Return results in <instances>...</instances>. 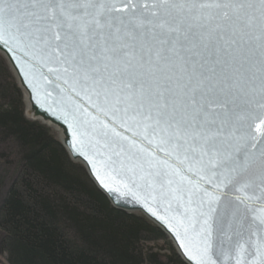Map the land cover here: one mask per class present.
Listing matches in <instances>:
<instances>
[{
  "label": "snow or ice",
  "instance_id": "obj_1",
  "mask_svg": "<svg viewBox=\"0 0 264 264\" xmlns=\"http://www.w3.org/2000/svg\"><path fill=\"white\" fill-rule=\"evenodd\" d=\"M0 51L74 151L80 126L106 139L122 178L85 156L100 185L191 261L264 264V0H0Z\"/></svg>",
  "mask_w": 264,
  "mask_h": 264
},
{
  "label": "trees",
  "instance_id": "obj_2",
  "mask_svg": "<svg viewBox=\"0 0 264 264\" xmlns=\"http://www.w3.org/2000/svg\"><path fill=\"white\" fill-rule=\"evenodd\" d=\"M0 255L8 264H187L147 217L112 205L51 127L27 118L1 53Z\"/></svg>",
  "mask_w": 264,
  "mask_h": 264
},
{
  "label": "water",
  "instance_id": "obj_3",
  "mask_svg": "<svg viewBox=\"0 0 264 264\" xmlns=\"http://www.w3.org/2000/svg\"><path fill=\"white\" fill-rule=\"evenodd\" d=\"M0 53L3 54V56L6 58L8 64H10L14 74L16 75V78L19 82V85H21L22 89L24 90L25 96H26V103L28 107L29 113L35 117L36 119L42 121L43 123H47L48 125L52 127H56L58 131L60 132V138L62 145L66 150H68L71 159L75 160L76 162H80L83 164L85 169H87L88 175L91 178V180L94 181L95 185L99 189V191H102L108 200L114 205L115 208L122 210V211H128L135 213L140 212L145 217H147L150 221H152L156 226H158L162 232L167 236V238L172 242L175 250L179 255L182 256L183 260L187 264H195L194 261H191L180 249L179 244L175 238L174 233L171 232L167 228V226L162 222L153 217L150 213L147 212L146 209H143L140 204L133 203L131 198L128 199H117L112 194L108 193L98 182L96 178V174L92 170V166L88 163V161L85 159V156H87L89 159H93L96 161V166L100 170V174H106L109 171H112L113 168L116 169V171H112V175L115 176L117 179H121V176L117 175V171L119 170V164L112 165L111 161H109L108 157L111 155L110 147L106 146V139L99 135L98 133L94 132L91 128L86 126H80L77 131V136L75 137L77 142V149L78 151H74L72 148V143L74 140L73 137V129H69L68 125L65 124L62 120H58L56 116L52 115L51 112L45 111L42 109L39 105H37L31 96V89L28 86V84L25 82L23 73L18 70V66L14 64L12 60L8 58V54H6L3 51H0ZM19 59L21 61L26 60L27 58L24 57L22 54H17ZM45 90L51 91L52 95L49 97H44ZM41 96L42 99H44V108H51L53 111L57 113V115H60L62 113H68V119L69 122H72V114L71 109L64 104L61 101V97L58 95L57 92L53 91L51 88H41ZM80 103H82L86 108H88L89 113L92 116H95V111L91 108V106L88 104L86 100H81ZM100 119L105 120L108 123H111L109 118L101 116ZM118 131L123 132L124 135L131 136V133L125 131L124 129L117 128ZM78 152H82L84 155L78 154ZM112 160H116L115 156H112ZM156 208L158 215H164L165 209L163 206L160 205H151Z\"/></svg>",
  "mask_w": 264,
  "mask_h": 264
},
{
  "label": "rangeland",
  "instance_id": "obj_4",
  "mask_svg": "<svg viewBox=\"0 0 264 264\" xmlns=\"http://www.w3.org/2000/svg\"><path fill=\"white\" fill-rule=\"evenodd\" d=\"M2 54V53H1ZM3 55V54H2ZM5 58V57H4ZM6 59V58H5ZM7 61V60H6ZM7 64H8V62H7ZM9 66H10V64H9ZM10 69H11V71H12V73H13V75H14V77H15V79H16V81H17V83H18V85H19V82H18V80H17V78H16V75L14 74V72H13V70H12V68H11V66H10ZM21 86V85H20ZM22 88V87H21ZM23 90V89H22ZM23 96H24V104H25V107H26V116H27V118H29V119H31V120H37V121H39L40 123H42V124H46L47 126H49V127H51V129H52V131H53V133H54V136H56V138H58V140L61 142V138H60V132L58 131V129L55 127H52V126H50V125H48L47 123H43L42 121H40V120H38V119H36L35 117H33L30 113H29V111H28V107H27V103H26V96H25V93H24V90H23ZM61 144H62V142H61ZM64 147V146H63ZM68 151V150H67ZM69 153V152H68ZM69 156H70V154H69ZM71 158V157H70ZM74 162H76L75 160H73ZM79 162V161H78ZM78 162H76V163H78ZM80 163V162H79ZM82 164V163H81ZM82 166H83V164H82ZM84 167V166H83ZM85 168V167H84ZM86 171H87V169H85ZM88 173V172H87ZM137 212V211H136ZM137 213H140V212H137ZM169 240V239H168ZM171 242V241H170ZM0 264H8V262H7V260H5V257L3 256V255H0Z\"/></svg>",
  "mask_w": 264,
  "mask_h": 264
}]
</instances>
